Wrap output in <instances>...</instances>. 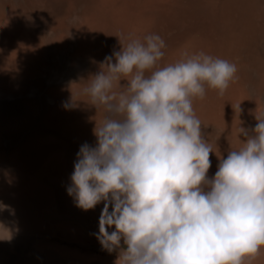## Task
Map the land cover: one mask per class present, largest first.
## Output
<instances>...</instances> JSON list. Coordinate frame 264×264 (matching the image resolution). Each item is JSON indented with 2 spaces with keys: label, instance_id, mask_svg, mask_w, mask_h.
Returning <instances> with one entry per match:
<instances>
[{
  "label": "bare ground",
  "instance_id": "6f19581e",
  "mask_svg": "<svg viewBox=\"0 0 264 264\" xmlns=\"http://www.w3.org/2000/svg\"><path fill=\"white\" fill-rule=\"evenodd\" d=\"M153 33L166 43L160 66L185 50L237 65L223 96L206 85L193 100L213 178L247 139L239 128L252 135L264 114V0H0V264H115L119 249L97 239L103 203L85 212L67 192L104 113L64 104L87 100L82 87L118 38Z\"/></svg>",
  "mask_w": 264,
  "mask_h": 264
},
{
  "label": "clouds",
  "instance_id": "9594fccd",
  "mask_svg": "<svg viewBox=\"0 0 264 264\" xmlns=\"http://www.w3.org/2000/svg\"><path fill=\"white\" fill-rule=\"evenodd\" d=\"M118 39L120 51L82 87L87 100L72 94L64 104L104 113L95 146L79 149L68 195L85 212L103 203L97 239L119 249L115 264H252L264 253V114L252 135L239 128L247 139L209 178L213 150L193 109L206 85L223 96L237 65L185 50L160 66V35Z\"/></svg>",
  "mask_w": 264,
  "mask_h": 264
}]
</instances>
